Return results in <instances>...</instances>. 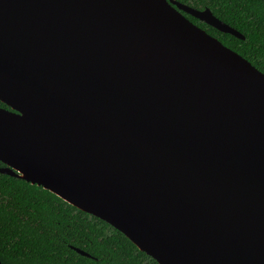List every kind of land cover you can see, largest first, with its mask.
Instances as JSON below:
<instances>
[{"label":"water","instance_id":"95a60500","mask_svg":"<svg viewBox=\"0 0 264 264\" xmlns=\"http://www.w3.org/2000/svg\"><path fill=\"white\" fill-rule=\"evenodd\" d=\"M184 13L244 38L177 0H0V173L157 264H264V73Z\"/></svg>","mask_w":264,"mask_h":264},{"label":"trees","instance_id":"16d2710c","mask_svg":"<svg viewBox=\"0 0 264 264\" xmlns=\"http://www.w3.org/2000/svg\"><path fill=\"white\" fill-rule=\"evenodd\" d=\"M212 14L241 33H223L189 14L264 73V0H177ZM0 107H6L0 102ZM0 166H3L0 163ZM75 249L86 252L81 255ZM0 262L3 264H157L101 219L23 179L0 173Z\"/></svg>","mask_w":264,"mask_h":264}]
</instances>
